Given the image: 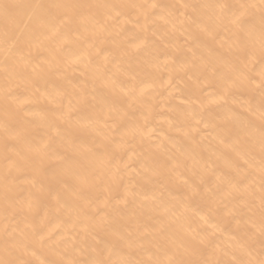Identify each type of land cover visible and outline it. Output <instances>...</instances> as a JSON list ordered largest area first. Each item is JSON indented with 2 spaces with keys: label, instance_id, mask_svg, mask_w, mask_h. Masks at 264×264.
<instances>
[{
  "label": "bare ground",
  "instance_id": "obj_1",
  "mask_svg": "<svg viewBox=\"0 0 264 264\" xmlns=\"http://www.w3.org/2000/svg\"><path fill=\"white\" fill-rule=\"evenodd\" d=\"M261 261L264 0H0V264Z\"/></svg>",
  "mask_w": 264,
  "mask_h": 264
},
{
  "label": "snow or ice",
  "instance_id": "obj_2",
  "mask_svg": "<svg viewBox=\"0 0 264 264\" xmlns=\"http://www.w3.org/2000/svg\"><path fill=\"white\" fill-rule=\"evenodd\" d=\"M3 7L6 9L8 6L4 5ZM261 264H264V261H261Z\"/></svg>",
  "mask_w": 264,
  "mask_h": 264
}]
</instances>
